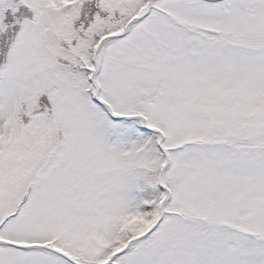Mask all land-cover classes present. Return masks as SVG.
Instances as JSON below:
<instances>
[{
	"label": "snow or ice",
	"instance_id": "1",
	"mask_svg": "<svg viewBox=\"0 0 264 264\" xmlns=\"http://www.w3.org/2000/svg\"><path fill=\"white\" fill-rule=\"evenodd\" d=\"M0 264H264V0H0Z\"/></svg>",
	"mask_w": 264,
	"mask_h": 264
}]
</instances>
